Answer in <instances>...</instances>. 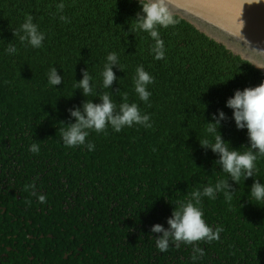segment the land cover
<instances>
[{
  "label": "trees",
  "instance_id": "obj_1",
  "mask_svg": "<svg viewBox=\"0 0 264 264\" xmlns=\"http://www.w3.org/2000/svg\"><path fill=\"white\" fill-rule=\"evenodd\" d=\"M59 2L0 0V188L6 179L15 180L17 190L33 184L36 193L47 190L45 235L75 236L94 248L100 264H264V202L249 195L255 178L264 182V158L255 177L237 185L214 164L218 156L199 144L212 114L223 111L224 140L233 148L247 145L226 101L237 89L264 82V71L178 15L179 24L160 29L166 57L154 60L148 35L131 31L138 0H63L62 13ZM28 14L46 34L39 49L13 34ZM10 46L14 54L6 51ZM110 52L119 56L117 79L104 89L100 73ZM140 65L154 77L147 104L133 89ZM53 67L63 78L56 87L48 84ZM84 70L94 78L87 97L74 87ZM105 93L117 106L125 96L137 103L152 127L90 132L94 151L65 147L62 131L74 123L70 110H82L87 100L100 103ZM34 143L39 153L29 150ZM227 179L230 197L224 189L198 205L208 225L223 228L220 239L195 242L204 250L195 261L192 245L170 243L160 252L155 238L162 234L152 232L153 225L168 229L174 205Z\"/></svg>",
  "mask_w": 264,
  "mask_h": 264
},
{
  "label": "clouds",
  "instance_id": "obj_2",
  "mask_svg": "<svg viewBox=\"0 0 264 264\" xmlns=\"http://www.w3.org/2000/svg\"><path fill=\"white\" fill-rule=\"evenodd\" d=\"M140 13L137 14L131 27L135 33H146L153 42L149 51L156 61L164 60L166 57L165 41L161 37L160 29H168L180 23V20L173 14L168 6V0H138ZM59 13L65 8V3L60 0L56 5ZM60 19L68 22L67 17L60 15ZM19 36L20 41L26 42L32 48L39 49L43 46L46 34L40 31L37 24L33 22L31 14L26 15L25 21L19 29L13 33ZM9 54H14L16 48L10 46L6 49ZM119 65V56L116 52H110L106 56L102 77V87L109 89L117 77L113 67ZM264 68V67H261ZM122 70V68H121ZM93 76L84 70L82 79L75 83L76 89L82 90L83 96L87 97L93 93ZM63 82L61 75L53 67L48 73V84L56 87ZM154 83V77L145 70L143 65L136 68L133 77V89L140 101L150 102L151 92L149 85ZM100 103L86 101L81 108L77 107L70 110L74 123L66 125L61 134L63 145L67 148L86 147L89 151L95 150V144L87 138L90 132L103 133L108 127L115 132L122 131L125 127L131 128L134 125H140L144 128H151L150 115L141 112L137 103H128L125 96V102L119 106L114 103L112 95L107 93L100 95ZM226 107L232 110V119L238 130H246L247 145L240 148L231 147L230 141H225L220 132L221 122L226 116L223 111L213 113L210 122L206 123L207 136L199 139L201 148L210 149L218 156L214 162L219 166L222 173H226L234 184L239 185L243 177L244 181L255 177L258 171L256 162L264 158V82L255 87H246L242 90L237 89L234 94L226 101ZM208 137H211L209 139ZM245 149L240 151V149ZM32 153H39L40 147L32 144L29 149ZM35 188V185H31ZM231 185L227 180H222L216 185H203L190 194V198L184 202L174 205L172 215L168 218V229L161 224H155L152 232L161 233L156 240V247L160 252H167L170 243L179 247L192 245L195 261L204 255V250L198 246L199 241L211 243L220 239L222 227L215 229L208 225L204 220V212L198 205L204 198L216 199L217 192L227 189V195L230 197L232 192L228 191ZM41 203H46V196L41 193H33ZM252 200L264 202V182L254 179L249 192ZM258 203L256 205H258Z\"/></svg>",
  "mask_w": 264,
  "mask_h": 264
},
{
  "label": "flooded vegetation",
  "instance_id": "obj_3",
  "mask_svg": "<svg viewBox=\"0 0 264 264\" xmlns=\"http://www.w3.org/2000/svg\"><path fill=\"white\" fill-rule=\"evenodd\" d=\"M2 181L0 264H100V259L92 253L94 248L83 242L78 244L75 236H68L66 232L45 235L51 223L48 217L42 216L48 214L47 190H38L47 198L46 203H41L32 188L17 190L15 180Z\"/></svg>",
  "mask_w": 264,
  "mask_h": 264
},
{
  "label": "water",
  "instance_id": "obj_4",
  "mask_svg": "<svg viewBox=\"0 0 264 264\" xmlns=\"http://www.w3.org/2000/svg\"><path fill=\"white\" fill-rule=\"evenodd\" d=\"M174 15L264 71V0H168Z\"/></svg>",
  "mask_w": 264,
  "mask_h": 264
}]
</instances>
